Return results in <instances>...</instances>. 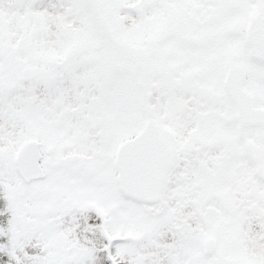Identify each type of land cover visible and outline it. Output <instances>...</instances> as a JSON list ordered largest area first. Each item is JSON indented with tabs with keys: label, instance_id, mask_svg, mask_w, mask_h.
I'll use <instances>...</instances> for the list:
<instances>
[{
	"label": "snow or ice",
	"instance_id": "obj_1",
	"mask_svg": "<svg viewBox=\"0 0 264 264\" xmlns=\"http://www.w3.org/2000/svg\"><path fill=\"white\" fill-rule=\"evenodd\" d=\"M0 264H264V0H0Z\"/></svg>",
	"mask_w": 264,
	"mask_h": 264
}]
</instances>
